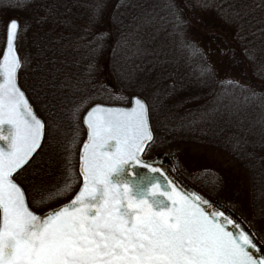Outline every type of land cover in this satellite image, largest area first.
I'll return each instance as SVG.
<instances>
[{
  "label": "trees",
  "instance_id": "trees-1",
  "mask_svg": "<svg viewBox=\"0 0 264 264\" xmlns=\"http://www.w3.org/2000/svg\"><path fill=\"white\" fill-rule=\"evenodd\" d=\"M102 2L101 17L90 24L96 0H0V52L8 20L19 19L20 83L50 125L34 187L47 179L55 185L49 189H62L70 177L66 200L72 197L81 185L84 113L98 102L129 105L139 95L153 105L155 151L176 143L224 151L247 173L255 218L264 223V0H172L185 22L182 30L166 7L169 0ZM101 31L107 38L92 51ZM121 33L137 35L147 51L133 55L120 47ZM215 61L238 80L218 75ZM205 65L210 74L202 71ZM83 96L91 101L73 118V105ZM59 199L31 204L45 212L66 201Z\"/></svg>",
  "mask_w": 264,
  "mask_h": 264
},
{
  "label": "snow or ice",
  "instance_id": "snow-or-ice-1",
  "mask_svg": "<svg viewBox=\"0 0 264 264\" xmlns=\"http://www.w3.org/2000/svg\"><path fill=\"white\" fill-rule=\"evenodd\" d=\"M104 7L96 0L90 24ZM166 7L182 30L185 22L172 0ZM20 27L15 19L9 22L6 49L0 52V264H264V245L255 234L142 160L156 139L153 105L142 96L133 97L131 106L95 104L87 110L81 187L69 203L37 214L18 177L42 149L50 125L18 84ZM106 38L105 32L96 33L92 51ZM117 44L133 49V55L147 51L134 33H121ZM185 47L199 54L193 45ZM202 71L211 73L206 65ZM85 100L91 97L73 105V118H79ZM137 165L163 181L137 176ZM71 187L69 177L62 189H40L34 203L59 198Z\"/></svg>",
  "mask_w": 264,
  "mask_h": 264
},
{
  "label": "rangeland",
  "instance_id": "rangeland-1",
  "mask_svg": "<svg viewBox=\"0 0 264 264\" xmlns=\"http://www.w3.org/2000/svg\"><path fill=\"white\" fill-rule=\"evenodd\" d=\"M12 19L14 18L8 20L7 25ZM23 44L24 39L21 26L17 39V48L19 53L23 48ZM214 64H216L218 75L221 77L227 76L229 77V80H238V76H236L234 73H230V70H221L217 61H215ZM115 95L122 97L123 94L116 93ZM48 117L49 116L46 114L45 118L48 119ZM46 145L47 135L42 149L44 147L45 150ZM42 149L38 152V155L35 156L34 161L31 162V166L27 167L26 171L21 172L18 177L19 182L25 183L28 187L30 193L29 202L32 207L33 205L31 204V201L33 203L36 201L34 194L36 191L35 188L38 187L39 189H43L42 187L46 186L44 189L48 190L50 187H55V185L49 186L50 183L47 179L44 180V182H37L36 186L34 187L33 178L38 166L37 162L43 154L41 153ZM165 152H167V155L172 163V168L174 171H176L183 182L190 185L191 187L197 188L213 202H217L224 206L230 213H232V215L237 217V219L246 227L247 230H250L251 233L255 234L259 245H264V223L257 221L255 218L252 208V197L250 195L251 186L249 185L250 181L248 175L233 158L227 155V153L224 151L213 148V146H201L195 143H176L166 149ZM158 153L159 151H155L154 147L150 145V147L144 153V157L155 158ZM69 169L71 172L74 171L73 168ZM69 193L60 195L59 197H62V199L59 200H66V197L69 195ZM72 197H74V194ZM72 197L64 202L60 201V203L47 209L46 211L71 201ZM33 208L35 209V207ZM35 210L38 212L37 209Z\"/></svg>",
  "mask_w": 264,
  "mask_h": 264
},
{
  "label": "water",
  "instance_id": "water-1",
  "mask_svg": "<svg viewBox=\"0 0 264 264\" xmlns=\"http://www.w3.org/2000/svg\"><path fill=\"white\" fill-rule=\"evenodd\" d=\"M13 20V19H12ZM15 20H17L18 21V23L20 24V21L18 20V19H16L15 18ZM11 21V20H10ZM9 21V22H10ZM9 24V23H8ZM8 26V25H7ZM20 31V30H19ZM17 39H18V37H17ZM15 48H16V52L18 53V55H19V52H18V50H17V40H16V43H15ZM6 49V41H5V46H4V50ZM3 50V51H4ZM19 57H20V55H19ZM19 72H20V70H19ZM19 72H18V84H19V86L21 87V89L23 90V91H25L23 88H22V86L20 85V82H19ZM25 94H26V96H28L27 95V93H26V91H25ZM135 96H137V95H134L133 97H135ZM139 96V95H138ZM133 97H131V98H133ZM29 102L31 103V101H30V99H29ZM131 102H132V99H131ZM32 104V103H31ZM96 104H102V105H104V106H110V107H124V106H119V105H107V104H103V103H96ZM33 105V104H32ZM95 105V104H94ZM129 106H131V104L129 105ZM33 108H34V106H33ZM34 110H35V108H34ZM36 111V110H35ZM87 112V111H86ZM86 115V113L84 114V116ZM84 116H83V118H84ZM84 124V123H83ZM85 126V128H86V125H84ZM87 130V129H86ZM85 142H86V140H85ZM0 143H4L3 141H0ZM82 147H83V145H82ZM82 147H81V151H82ZM39 151V150H38ZM80 154H81V152H80ZM142 160L143 161H145V162H147V163H149V164H151L152 166H154V167H157V168H160L161 169V171L164 173V175L165 176H167L169 179H171V180H173L174 182H175V184L179 187V188H181L183 191H185L186 193H188V194H191V193H197V194H199V195H201V196H203L204 197V195H202L201 193H199V192H197V191H195V190H193V189H191V188H189L187 185H185V183L184 182H182L181 181V179L180 178H178V176L176 175V173L174 172V170H173V168H172V165H171V161H170V159H169V157H168V155L166 154V153H161V154H157L156 156H155V158L154 159H143V157H142ZM135 172H136V174H137V176H140V175H150V176H154V177H156V178H158V179H160L161 181H163V177H161V176H159V174H156V173H151L150 172V170L148 169V168H144V167H142V166H139V165H137L136 167H135ZM80 172V171H79ZM77 194V193H76ZM74 198V197H73ZM206 198V197H205ZM206 199H208V198H206ZM209 200V199H208ZM211 201V200H210ZM70 202V201H69ZM69 202H67V203H69ZM212 202V204L214 205V207L216 208V209H220V210H222V211H224L227 215H229L230 217H233L234 219H236L238 222H240L238 219H237V217H235L234 215H232V213H230L224 206H222V205H220V204H218V203H215V202H213V201H211ZM67 203H65V204H67ZM62 205H64V204H62ZM62 205H60V206H62ZM59 207V206H58ZM55 208H57V207H55ZM55 208H53V209H55ZM52 210V209H51ZM35 211V210H34ZM50 211V210H49ZM49 211H47V212H45V213H38V212H36L37 214H46V213H48ZM241 223V222H240ZM241 225L243 226V227H245L242 223H241ZM245 229H246V227H245ZM247 230V229H246ZM233 231H235V229H233ZM259 246V245H258Z\"/></svg>",
  "mask_w": 264,
  "mask_h": 264
}]
</instances>
